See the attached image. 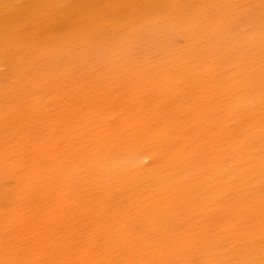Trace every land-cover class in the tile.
<instances>
[{"label":"rangeland","instance_id":"obj_1","mask_svg":"<svg viewBox=\"0 0 264 264\" xmlns=\"http://www.w3.org/2000/svg\"><path fill=\"white\" fill-rule=\"evenodd\" d=\"M29 4L0 3V263L264 264V0Z\"/></svg>","mask_w":264,"mask_h":264},{"label":"bare ground","instance_id":"obj_2","mask_svg":"<svg viewBox=\"0 0 264 264\" xmlns=\"http://www.w3.org/2000/svg\"><path fill=\"white\" fill-rule=\"evenodd\" d=\"M1 2V6H4V7H10L11 5H13L15 2H18L19 0H0ZM30 1V4H29V7H30V9H32L33 10V12H36V8H35V6L33 5L34 4V2H37L38 0H29ZM225 1V0H224ZM33 2V3H32ZM195 2V1H194ZM236 2V1H235ZM123 3V2H122ZM169 3V2H168ZM49 4H52V2H50V3H48V2H46V4H45V6L47 7ZM17 5V4H16ZM103 5V4H102ZM241 5V4H240ZM99 6V5H98ZM239 7V6H238ZM14 8H15V5H13L12 7H11V11H13L14 10ZM184 8V7H183ZM1 9V8H0ZM141 9V8H140ZM189 9V8H188ZM5 10V9H4ZM111 10V9H110ZM3 10L1 9V12H2ZM132 11V10H131ZM162 11V10H161ZM0 12V13H1ZM132 13V12H131ZM134 14V13H133ZM168 14V13H167ZM115 16V15H114ZM181 17V16H180ZM3 17H0V21L2 22L3 20H4V18L2 19ZM168 18V17H167ZM212 19V18H211ZM122 20V19H121ZM97 22V21H96ZM112 24V23H111ZM151 24V23H150ZM183 24V23H182ZM142 26V25H141ZM149 26V25H148ZM122 27V26H121ZM126 27V26H125ZM117 28V27H116ZM135 28H136V26H135ZM166 29V28H165ZM50 30V29H49ZM126 30V29H125ZM185 30V29H184ZM217 30V29H216ZM186 31V30H185ZM194 34V33H193ZM201 34V33H200ZM128 36V35H127ZM123 40V39H122ZM17 41V40H16ZM106 45V44H105ZM28 49V48H27ZM70 56V55H69ZM86 65V64H85ZM83 84V83H82ZM213 91V90H212ZM234 91V90H233ZM235 92V91H234ZM79 95V94H78ZM215 96V95H214ZM233 96V95H232ZM210 98V97H209ZM63 99V98H62ZM3 100V99H2ZM255 100V99H254ZM18 101V100H17ZM46 101V100H45ZM234 102V101H233ZM252 102H254V101H252ZM33 103V102H32ZM254 104V103H253ZM255 105V104H254ZM248 106V105H247ZM242 107V106H241ZM188 109V108H187ZM198 110H199V108H198ZM236 111V110H235ZM213 112V111H212ZM250 112V111H249ZM227 116V115H226ZM36 117V116H35ZM202 117V116H201ZM257 117H259V116H257ZM32 118V117H31ZM191 118V117H190ZM199 118V117H198ZM254 118V117H253ZM233 122V121H232ZM242 122V121H241ZM194 123V122H193ZM231 123V122H230ZM250 128V127H249ZM108 130V129H107ZM112 132V131H111ZM244 133V132H243ZM107 135V134H106ZM243 137V136H242ZM109 138V137H108ZM100 141V140H99ZM98 142V141H97ZM241 142V141H240ZM114 143V142H113ZM96 144V143H95ZM111 144V143H110ZM26 148V147H25ZM2 149V148H1ZM226 149V148H225ZM242 151V150H241ZM251 151V150H250ZM253 153V152H252ZM27 154V153H26ZM69 154V153H68ZM197 154V153H196ZM244 154V153H243ZM228 157V156H227ZM145 158V157H144ZM144 158H142L143 160H144ZM146 158H148V157H146ZM198 159V158H197ZM228 159V158H227ZM139 160H141V159H139ZM139 160H136V163L135 164H137V162H139ZM226 160V159H225ZM87 161V160H86ZM143 162V161H142ZM194 162V161H193ZM135 164H132V165H135ZM197 164V163H196ZM137 165H139V163L137 164ZM193 165V164H192ZM92 166V165H91ZM179 166V165H178ZM205 166V165H204ZM134 167V166H133ZM184 167V166H183ZM136 168L137 169H139V167L138 166H136ZM199 168H201V167H199ZM136 169V170H137ZM167 169V168H166ZM195 169V168H194ZM36 170V169H35ZM196 170V169H195ZM229 170V169H228ZM170 171V170H169ZM19 172H21L20 170H19ZM229 172V171H228ZM169 173V172H168ZM40 174V173H39ZM184 174V173H183ZM187 174V173H186ZM22 175H23V173H22ZM174 175V174H173ZM180 175V174H179ZM225 175V174H224ZM161 176H163V175H161ZM168 176V175H167ZM176 176V175H175ZM221 176V175H220ZM173 177V176H172ZM171 177V178H172ZM227 177V176H226ZM177 178V177H176ZM212 178V177H211ZM23 179V178H22ZM25 179V178H24ZM23 179V180H24ZM168 179V178H167ZM166 179V180H167ZM180 179V178H179ZM176 180H178V179H176ZM226 180V179H225ZM26 181H27V179H26ZM170 181V180H169ZM175 181V180H174ZM179 181V180H178ZM183 181H185V180H183ZM58 182V181H57ZM162 183H164V182H162ZM180 183V182H179ZM178 183V184H179ZM21 184V183H20ZM36 184H38V183H36ZM60 184H62V183H60ZM22 185H23V183H22ZM172 185V184H171ZM180 185V184H179ZM182 185H184V184H182ZM153 186H155V185H153ZM174 186V185H173ZM36 187V186H35ZM45 188V187H44ZM172 189V188H171ZM217 190V189H216ZM221 190H223V189H221ZM22 192V191H21ZM150 192V191H149ZM220 192V191H219ZM170 193V192H169ZM210 193V192H209ZM148 194V193H147ZM164 194V193H163ZM145 195V194H144ZM203 195V194H202ZM87 197H88V195H87ZM107 197V196H106ZM144 197H146V196H144ZM148 197V196H147ZM168 197V196H167ZM200 197V196H199ZM220 197V196H219ZM85 198V197H84ZM164 198H166V197H164ZM87 199V198H86ZM86 199L84 200V201H86ZM140 199V198H139ZM169 199V198H168ZM216 199V198H215ZM89 200V199H88ZM107 200V199H106ZM138 200V199H137ZM102 201V200H101ZM110 201V200H109ZM163 201V200H162ZM165 201V200H164ZM23 202V201H22ZM48 202V201H47ZM90 202H91V200H90ZM168 202V201H167ZM32 203H34V202H32ZM159 203V202H158ZM162 203H164V202H162ZM161 203V204H162ZM169 203V202H168ZM23 204H25L24 202H23ZM36 204V203H35ZM142 204V203H141ZM144 204V203H143ZM108 205V204H107ZM23 206V205H22ZM151 206V205H150ZM158 206V205H157ZM166 206V205H165ZM169 206H171V204L169 205ZM187 206H189V205H187ZM192 206V205H191ZM23 208V207H22ZM149 208V207H148ZM173 208V207H172ZM171 208V209H172ZM24 209V208H23ZM165 209V208H164ZM144 209L142 208V211H143ZM174 210V209H173ZM21 211V210H20ZM23 211V210H22ZM147 211V210H146ZM161 211V210H160ZM144 212V211H143ZM158 212V211H157ZM18 213V212H17ZM153 213V212H152ZM159 213V212H158ZM37 214V213H36ZM149 214V213H148ZM151 214V213H150ZM160 214V213H159ZM124 215V214H123ZM144 215V214H143ZM142 215V216H143ZM155 215V214H154ZM195 215H197V214H195ZM48 216V215H47ZM43 217V216H42ZM157 217V216H156ZM3 218V217H2ZM38 218V217H37ZM121 218V217H120ZM145 218V217H144ZM143 218V219H144ZM166 218V217H165ZM30 219V218H29ZM28 219V220H29ZM152 219H153V217H152ZM151 219V220H152ZM160 219H162V218H160ZM3 220V219H2ZM19 220V219H18ZM24 220V219H23ZM44 220V219H43ZM169 220V219H168ZM52 221V220H51ZM146 221V220H145ZM160 221V220H159ZM18 222V221H17ZM30 222V221H29ZM44 222V221H43ZM50 222V221H49ZM147 222V221H146ZM158 222V221H157ZM156 222V223H157ZM12 223V222H11ZM16 223V222H15ZM22 223H23V221H22ZM55 223V222H54ZM137 223H138V221H137ZM142 223V222H141ZM161 223V222H160ZM3 224H5V222H3ZM21 224V223H20ZM43 224V223H42ZM136 224V223H135ZM144 224V223H143ZM153 224V223H152ZM12 225V224H11ZM41 225V224H40ZM132 225H133V222H132ZM132 225H131V227H132ZM164 225H166V221H165V224ZM5 226V225H4ZM47 226V225H46ZM53 226V225H52ZM129 226H130V224H129ZM10 227V226H9ZM48 227V226H47ZM134 227H135V225H134ZM148 227V226H147ZM14 228V227H13ZM36 228V227H35ZM39 228V227H38ZM133 228V227H132ZM1 229V228H0ZM44 229H45V227H44ZM68 229V228H67ZM136 229V228H135ZM6 230V229H5ZM163 230V229H162ZM13 230H11V232H12ZM153 231V230H152ZM48 233H49V231H47ZM47 232H45V233H47ZM67 232V231H66ZM91 232V231H90ZM5 233V232H4ZM7 233V232H6ZM22 233V232H21ZM20 233V234H21ZM44 233V232H43ZM105 233V232H104ZM158 233H159V231H158ZM19 234V235H20ZM41 234V233H40ZM122 234V233H121ZM138 234V233H137ZM157 234V233H156ZM25 235V234H24ZM88 235V234H87ZM108 235V234H107ZM162 235V234H161ZM160 235V236H161ZM3 236V235H2ZM42 236V235H41ZM45 237V236H44ZM47 237V236H46ZM103 237V236H102ZM101 237V238H102ZM110 237H112V236H110ZM67 238V237H66ZM65 238V239H66ZM203 238V237H202ZM13 239V238H12ZM18 239H20V237H18ZM17 240V239H16ZM23 241H25L24 239H22ZM34 240H36V239H34ZM105 240H108V239H105ZM3 241V240H2ZM1 241V242H2ZM10 241V240H9ZM69 241V240H68ZM111 241H113V240H111ZM115 241V240H114ZM11 242V241H10ZM110 242V241H109ZM116 242V241H115ZM118 242V241H117ZM126 242V241H125ZM5 243V242H4ZM21 243V242H20ZM111 243V242H110ZM15 244H17V243H15ZM103 244V243H102ZM1 245H2V243H1ZM68 245V244H67ZM105 245V244H104ZM118 245V244H117ZM128 245V244H127ZM3 246V245H2ZM1 246V247H2ZM42 246V245H41ZM40 246V247H41ZM6 247V246H5ZM9 247V246H8ZM14 247V246H13ZM19 247V246H18ZM38 247V246H37ZM48 247V246H47ZM53 247V246H52ZM64 247V246H63ZM78 247V246H77ZM110 247V246H109ZM127 247H129V246H127ZM27 248V247H26ZM49 248V247H48ZM48 248L46 249V250H48ZM106 248V247H105ZM122 248V247H121ZM125 248V247H124ZM30 249V248H29ZM33 249H35V248H33ZM79 249V248H78ZM110 249V248H109ZM114 249V248H113ZM118 249V248H117ZM116 249V250H117ZM13 250V249H12ZM39 250V249H38ZM65 250V249H64ZM120 250V249H119ZM123 249H121V251H122ZM127 250H128V248H127ZM140 250V249H139ZM20 251V250H19ZM53 251V250H52ZM81 251V250H80ZM118 251V250H117ZM125 251V250H124ZM35 252V251H34ZM48 252H50L51 253V251H48ZM53 253V252H52ZM81 253V252H80ZM84 253H86V252H84ZM126 253H128V252H126ZM139 253V252H138ZM137 253V254H138ZM24 254V253H23ZM42 254V253H41ZM89 254H90V252H89ZM137 254H136V256H137ZM48 255H49V253H48ZM84 255V254H83ZM16 256V255H15ZM63 256V255H62ZM81 256V255H80ZM87 256V255H86ZM89 256V255H88ZM132 256H133V254H132ZM143 256V255H142ZM2 257V256H1ZM30 257V256H29ZM40 257V256H39ZM51 257H52V255H51ZM50 257V258H51ZM56 257V256H55ZM64 257H65V255H64ZM85 257V256H84ZM95 257V256H94ZM126 257V256H125ZM128 257V256H127ZM137 257H139V256H137ZM63 258V257H62ZM90 258V257H89ZM1 259V258H0ZM4 259V258H3ZM3 259H1V260H3ZM56 259V258H55ZM58 259V258H57ZM65 259V258H64ZM86 259V258H85ZM136 259V258H135ZM10 260V259H9ZM16 260H18V259H16ZM91 260V259H90ZM93 260V259H92ZM127 260V259H126ZM145 260V259H144ZM169 260V259H168ZM6 261V260H5ZM11 261H12V259H11ZM62 261V260H61ZM67 261V260H66ZM72 261V260H71ZM80 261H83V260H80ZM85 261V260H84ZM136 261V260H135ZM7 263L9 262L8 260L6 261ZM17 262V261H16ZM57 262V261H56ZM79 262V261H78ZM86 262V261H85ZM91 262V261H90ZM89 262V263H90ZM6 263V264H7ZM40 263H41V261H40ZM55 263V262H54ZM65 263V262H64ZM70 263V261L68 262V264ZM72 263V262H71ZM92 263V262H91ZM155 263V262H154ZM1 264V263H0ZM8 264H10V263H8ZM75 264H76V262H75ZM82 264V263H81ZM117 264H119V263H117ZM122 264V263H121Z\"/></svg>","mask_w":264,"mask_h":264}]
</instances>
